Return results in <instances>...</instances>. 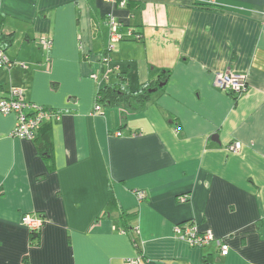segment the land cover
Instances as JSON below:
<instances>
[{"label": "crops", "instance_id": "crops-1", "mask_svg": "<svg viewBox=\"0 0 264 264\" xmlns=\"http://www.w3.org/2000/svg\"><path fill=\"white\" fill-rule=\"evenodd\" d=\"M138 3L0 0L14 63L0 67V97L18 86L59 116L49 169L40 140L12 136L16 115L0 112V264H264V0ZM108 15L139 37L115 44L98 81ZM225 70L246 76L242 95L213 86ZM164 73L141 109L94 111L99 87L135 91ZM23 214L43 218L33 239ZM189 221L227 255L181 240L174 226Z\"/></svg>", "mask_w": 264, "mask_h": 264}, {"label": "built area", "instance_id": "built-area-1", "mask_svg": "<svg viewBox=\"0 0 264 264\" xmlns=\"http://www.w3.org/2000/svg\"><path fill=\"white\" fill-rule=\"evenodd\" d=\"M116 2L119 6L124 7L126 0H111ZM108 25V42L105 48V54L101 58L104 62V66L108 64L110 58L109 53L114 49L115 44L125 37L132 36L137 39L139 35L134 33L132 29H122L119 22L112 15L107 16ZM39 43L44 48L51 45V40L42 37ZM14 63L11 62L5 52L0 47V67L10 68ZM23 66V65H22ZM90 77L93 80H100V77H105V73H92ZM213 86L219 90L233 93L236 96L242 95L247 90L246 76L243 73L232 72L225 70L222 72H216L213 76ZM102 106L99 103H95L94 111L96 113L101 112ZM0 112L3 114L14 113L16 115V123L12 130V136L20 137L28 140H33L36 137V131L39 126L52 117L58 119V113L45 109L37 104L29 103L24 98V91L18 86H10L5 95L0 97ZM177 131V129H175ZM120 135V132H117ZM230 152H237L241 148L239 142H233L228 145ZM143 193H137V198L143 199ZM179 202H186L188 195H180L178 197ZM21 224L25 225L30 232H38L42 228L43 218L39 216H32L30 214H24L20 219ZM174 233L187 244L196 247H203L211 241H217L219 245L220 254L222 256L227 255L229 251L228 245L221 239H215V236L210 230L201 231L193 222H186L177 224L173 229ZM141 258L139 256L125 258L123 264H140Z\"/></svg>", "mask_w": 264, "mask_h": 264}, {"label": "trees", "instance_id": "trees-1", "mask_svg": "<svg viewBox=\"0 0 264 264\" xmlns=\"http://www.w3.org/2000/svg\"><path fill=\"white\" fill-rule=\"evenodd\" d=\"M118 1H121V0H118ZM138 2L139 0H126L124 7H127V8L138 7L139 5ZM0 25H1V19H0ZM11 41H12L11 34L3 35L0 32V47L4 52H5L6 46L9 45ZM100 66H101L102 72H104V67H105L104 62L101 61ZM167 78H168V74L164 73V75H161L158 79L141 85L139 89L135 91H129L125 87L123 80H121V82L116 83V84H106L97 89L96 96H95V102L99 103L101 106H118L124 103V104H128L129 106H132L131 108L133 109H141L143 105L149 100L152 92L157 91L163 87V85L167 81ZM34 139L40 140L39 154L45 159V161L47 162V166L50 169L52 166L51 162L53 160V157L51 153V138H50L49 120L44 121L39 126V128L36 131V137ZM112 206H113V197L110 196L108 200V207L110 208ZM131 214H128V212L123 211L120 214V219L123 222H126L129 220L130 216L135 215L133 213ZM123 230L127 232L126 228H124ZM35 233L36 232H30L32 239H33L32 236ZM139 253H141V251H139ZM138 256L142 258L141 254H139Z\"/></svg>", "mask_w": 264, "mask_h": 264}]
</instances>
